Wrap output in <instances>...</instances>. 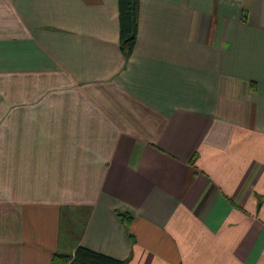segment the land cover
<instances>
[{
  "label": "crops",
  "instance_id": "1",
  "mask_svg": "<svg viewBox=\"0 0 264 264\" xmlns=\"http://www.w3.org/2000/svg\"><path fill=\"white\" fill-rule=\"evenodd\" d=\"M76 243L264 264V0H0V264Z\"/></svg>",
  "mask_w": 264,
  "mask_h": 264
},
{
  "label": "trees",
  "instance_id": "2",
  "mask_svg": "<svg viewBox=\"0 0 264 264\" xmlns=\"http://www.w3.org/2000/svg\"><path fill=\"white\" fill-rule=\"evenodd\" d=\"M139 0H117L119 21L120 49L128 57L135 45L138 28ZM123 224H128L130 214L117 212ZM132 239V236L129 234ZM51 264H127V259H119L108 254L95 251L76 243L73 254L67 252H53Z\"/></svg>",
  "mask_w": 264,
  "mask_h": 264
}]
</instances>
